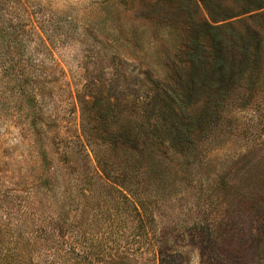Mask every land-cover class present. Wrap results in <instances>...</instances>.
Masks as SVG:
<instances>
[{"label": "rangeland", "instance_id": "374dc122", "mask_svg": "<svg viewBox=\"0 0 264 264\" xmlns=\"http://www.w3.org/2000/svg\"><path fill=\"white\" fill-rule=\"evenodd\" d=\"M259 1L0 0L3 230L30 232L31 219L48 223L53 213L72 222L76 203L83 227L99 235L117 230L116 217L120 230L145 232L140 256L129 264H264ZM205 23L222 29L231 45L244 26L260 31L259 70L252 65L228 98L217 101L218 109L209 108L205 123L176 147L146 145L129 156L90 140L92 127L101 125L90 112L98 97L117 106L109 121L113 129L127 120L132 127L143 124L155 95L153 78L160 83L158 111L165 118L169 100H175L169 90L186 92L181 78L189 26ZM200 97L189 106L193 116L205 109L207 99ZM96 149L107 155L112 181L145 214L135 204L127 209L116 194L114 203L105 188L93 193L81 186L83 197L69 201L65 173L73 163L66 153H84L96 166Z\"/></svg>", "mask_w": 264, "mask_h": 264}, {"label": "trees", "instance_id": "16d2710c", "mask_svg": "<svg viewBox=\"0 0 264 264\" xmlns=\"http://www.w3.org/2000/svg\"><path fill=\"white\" fill-rule=\"evenodd\" d=\"M257 6L258 9L264 8V0L259 1ZM189 32L191 36L184 56L185 74L181 78L183 80L181 86L186 92L179 95L169 90V95L172 93L175 100H169L165 118L158 111L160 83L153 78L151 83L155 95L151 98L149 116L145 118L143 124L135 123L132 127L127 120L117 129H113L109 121L115 117L117 106L103 102L98 97L93 101L90 112L98 114L94 123L99 122L101 125L92 127L91 133H88L90 140L108 149L120 148L129 156L137 155L146 145L154 149L164 146L176 147L182 137L190 139L193 132L205 123L204 119L209 116V108L218 109L217 101L228 98L236 85L246 78L247 70L252 65L259 70L258 61L261 58L259 53L263 43L260 31L244 26V33L237 35L238 43L235 45H231L222 29L207 23L199 26L190 25ZM238 49L242 53H239ZM251 57H254L256 62H251ZM169 95L167 94L168 97ZM197 96H201L198 101L203 97H206L207 101L205 109L193 116L189 113V106H192ZM173 104L178 106L176 111L172 108ZM81 156L83 164L80 166L77 160H80ZM92 156L96 166H90L91 161L84 153L80 155L71 150L66 153L65 159L68 164L75 163L70 165L65 173L69 201L75 203L74 199L78 196L83 197L82 192L78 190L81 186L93 193L95 190L105 188L106 196L114 203L113 195L116 194L119 199L129 204L127 209L135 204L145 214L141 203L139 201L132 203L133 199L123 189V185L119 187V184L112 181L114 171L112 165L105 159L107 155L96 149L92 151ZM126 175L127 170L122 172L120 184ZM115 180L117 182L118 179ZM70 212L75 215L69 223L68 216L66 221V217L58 213H53L48 223L31 219L30 223L34 228L30 232L11 229L4 231L0 224V264H129L137 258L136 255H139V247L143 246L146 240L144 231L126 233L118 228L121 220L116 217L117 230L113 232L111 229L99 235L92 229L84 228L82 221L78 220L82 214L79 205L75 203L74 209ZM133 246H137V249H133Z\"/></svg>", "mask_w": 264, "mask_h": 264}]
</instances>
